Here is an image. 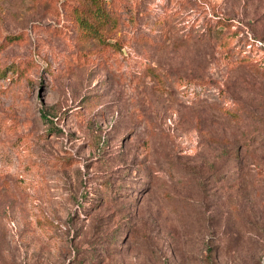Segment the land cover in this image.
Masks as SVG:
<instances>
[{"label": "rangeland", "instance_id": "374dc122", "mask_svg": "<svg viewBox=\"0 0 264 264\" xmlns=\"http://www.w3.org/2000/svg\"><path fill=\"white\" fill-rule=\"evenodd\" d=\"M105 1L0 0V264H264V0Z\"/></svg>", "mask_w": 264, "mask_h": 264}, {"label": "trees", "instance_id": "16d2710c", "mask_svg": "<svg viewBox=\"0 0 264 264\" xmlns=\"http://www.w3.org/2000/svg\"><path fill=\"white\" fill-rule=\"evenodd\" d=\"M88 8L82 11H77L76 15L79 18V22L84 24V26H89L92 28L91 22H97L103 20L106 21L108 17L107 13V4L105 0H87ZM75 15V14H74ZM229 18L225 16H218L212 20L208 21L204 30L206 31L207 36H210L217 40L218 46L222 47L227 53H230V50L234 47L232 46V37L233 33L230 35L228 32H225V28L229 26L230 22L227 21ZM156 21H160L163 23L164 21L161 19H157ZM101 23V22H100ZM102 23L100 24V26ZM95 27V26H94ZM95 29H97L95 27ZM253 45L252 41H248ZM230 53L229 55H231ZM228 55V54H227ZM251 57V56H250Z\"/></svg>", "mask_w": 264, "mask_h": 264}]
</instances>
